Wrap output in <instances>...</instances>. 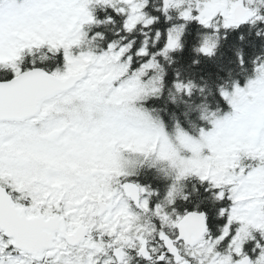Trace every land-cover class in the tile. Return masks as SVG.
<instances>
[{"label":"snow or ice","instance_id":"obj_1","mask_svg":"<svg viewBox=\"0 0 264 264\" xmlns=\"http://www.w3.org/2000/svg\"><path fill=\"white\" fill-rule=\"evenodd\" d=\"M0 264H264V0H0Z\"/></svg>","mask_w":264,"mask_h":264}]
</instances>
